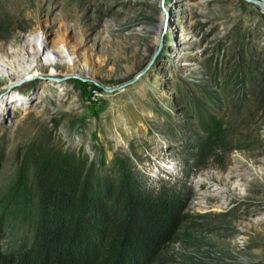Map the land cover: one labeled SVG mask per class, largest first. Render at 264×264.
I'll use <instances>...</instances> for the list:
<instances>
[{"label":"rangeland","instance_id":"374dc122","mask_svg":"<svg viewBox=\"0 0 264 264\" xmlns=\"http://www.w3.org/2000/svg\"><path fill=\"white\" fill-rule=\"evenodd\" d=\"M23 1L43 10L22 34L46 50L0 78V252L29 249L39 157L117 178L129 156L149 186L185 185L156 264H264V0ZM214 123L218 160L190 169Z\"/></svg>","mask_w":264,"mask_h":264},{"label":"trees","instance_id":"16d2710c","mask_svg":"<svg viewBox=\"0 0 264 264\" xmlns=\"http://www.w3.org/2000/svg\"><path fill=\"white\" fill-rule=\"evenodd\" d=\"M207 131L206 139L193 146L190 169H201L218 160L223 130L214 123ZM37 163L39 203L31 244L13 257L0 252V264L162 261L185 217L181 214L185 185L178 189L149 186L129 156L118 160L121 174L117 178L95 169L86 171L66 155L39 157ZM3 225L0 209V241Z\"/></svg>","mask_w":264,"mask_h":264},{"label":"bare ground","instance_id":"6f19581e","mask_svg":"<svg viewBox=\"0 0 264 264\" xmlns=\"http://www.w3.org/2000/svg\"><path fill=\"white\" fill-rule=\"evenodd\" d=\"M3 9L6 10L3 12L4 14L8 9L15 11V14L9 18L6 33L0 38V78L22 75L28 70L26 61L30 63L29 67L36 64L37 69H40L43 67L41 60L46 46L43 52L40 51L37 47V40L35 38L28 39L26 35H23L24 33L22 34V31H28L32 25L40 23L42 7L38 4L25 5L23 0H0V10ZM164 21L165 15L161 13L160 24L155 29L157 39L161 37ZM61 65L64 66V62ZM3 101L9 102L8 99Z\"/></svg>","mask_w":264,"mask_h":264}]
</instances>
